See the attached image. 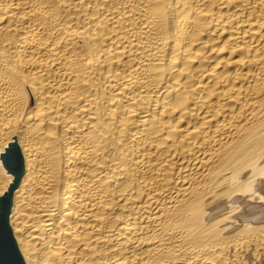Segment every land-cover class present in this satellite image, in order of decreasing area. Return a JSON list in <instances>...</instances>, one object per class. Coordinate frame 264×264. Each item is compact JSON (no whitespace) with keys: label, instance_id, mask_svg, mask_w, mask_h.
<instances>
[{"label":"bare ground","instance_id":"1","mask_svg":"<svg viewBox=\"0 0 264 264\" xmlns=\"http://www.w3.org/2000/svg\"><path fill=\"white\" fill-rule=\"evenodd\" d=\"M0 215L23 264H264V0H0Z\"/></svg>","mask_w":264,"mask_h":264},{"label":"water","instance_id":"2","mask_svg":"<svg viewBox=\"0 0 264 264\" xmlns=\"http://www.w3.org/2000/svg\"><path fill=\"white\" fill-rule=\"evenodd\" d=\"M0 264H23L6 228L4 217L0 215Z\"/></svg>","mask_w":264,"mask_h":264}]
</instances>
